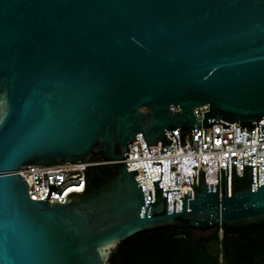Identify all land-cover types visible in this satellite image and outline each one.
I'll return each mask as SVG.
<instances>
[{
	"label": "water",
	"instance_id": "water-1",
	"mask_svg": "<svg viewBox=\"0 0 264 264\" xmlns=\"http://www.w3.org/2000/svg\"><path fill=\"white\" fill-rule=\"evenodd\" d=\"M263 118L264 0H0V264H109L113 249L144 231L264 223L253 167L233 174L228 196L227 164L223 197L193 173L194 193L180 197L181 211L174 198L173 213L168 192L180 189L166 190L165 210L157 180V199L149 190L146 202L127 164L108 176L91 169L86 192L67 203L47 200L55 176L35 200L18 172L128 157L138 133L149 154L160 141L165 153L176 128L183 137L205 127L206 142L207 127L230 129L221 120L242 132Z\"/></svg>",
	"mask_w": 264,
	"mask_h": 264
},
{
	"label": "built area",
	"instance_id": "built-area-1",
	"mask_svg": "<svg viewBox=\"0 0 264 264\" xmlns=\"http://www.w3.org/2000/svg\"><path fill=\"white\" fill-rule=\"evenodd\" d=\"M171 110L178 111L179 108L171 105ZM209 110V104H203L194 109L198 120L204 119V114ZM230 129H223V125L216 124L206 128L194 127V132L186 130L182 137L181 128L172 130L175 137L167 132L168 146L163 147L165 153H161L162 142L157 145H149L152 154L146 144L142 133H138L133 142L128 143L124 153L129 154L116 160L94 158L88 155L81 162L67 161L53 165L28 164L20 167L19 173L28 182L29 196L35 200H43L48 196L49 184L56 189L50 191L47 200L53 203V198L58 202L67 203V197L85 193L88 188L87 181L91 169L100 167H112L116 171L123 164H127L128 171L136 170L135 175L138 183L142 186L146 202H151L149 190L152 193V202L157 199L156 184L159 185V194L165 200L167 210L168 192V213H173L174 198H177V211L182 210V198L188 190L193 194V173L196 177V184L200 186L201 175L207 186H217L219 196L227 195V164H228V196L233 193V174L235 177L243 178L246 171L253 167V182L251 188L257 191L258 186L264 184V118L255 122L256 127L252 130L244 126L242 132L240 123L227 122ZM185 142L187 144L185 145ZM160 161L162 164H153ZM254 165V166H253ZM257 165L258 178H257ZM193 166H197L196 174ZM224 176V181H223ZM191 179V180H190ZM191 183V184H190ZM158 194V195H159Z\"/></svg>",
	"mask_w": 264,
	"mask_h": 264
},
{
	"label": "trees",
	"instance_id": "trees-1",
	"mask_svg": "<svg viewBox=\"0 0 264 264\" xmlns=\"http://www.w3.org/2000/svg\"><path fill=\"white\" fill-rule=\"evenodd\" d=\"M96 155L103 158L102 153ZM112 173L116 170L109 171ZM183 223L182 227L167 226L126 239L113 249L109 264H233L231 257L242 249L253 250L257 257L261 255L258 238L250 228L220 225L200 230ZM207 230L213 232L198 234Z\"/></svg>",
	"mask_w": 264,
	"mask_h": 264
},
{
	"label": "flooded vegetation",
	"instance_id": "flooded-vegetation-1",
	"mask_svg": "<svg viewBox=\"0 0 264 264\" xmlns=\"http://www.w3.org/2000/svg\"><path fill=\"white\" fill-rule=\"evenodd\" d=\"M94 158H99L96 154H92ZM114 170L112 167H104L101 169L104 175L108 176L109 171ZM253 232L254 236L258 238V249L261 250V255L259 257L255 256V252L253 250H239L236 254H234L231 259L232 263L238 264H264V223L247 227ZM247 256H249L247 258Z\"/></svg>",
	"mask_w": 264,
	"mask_h": 264
},
{
	"label": "rangeland",
	"instance_id": "rangeland-1",
	"mask_svg": "<svg viewBox=\"0 0 264 264\" xmlns=\"http://www.w3.org/2000/svg\"><path fill=\"white\" fill-rule=\"evenodd\" d=\"M212 232H213V230H207L205 232H198V234H201V235H209ZM220 234H222V230H220ZM220 258L222 259V256Z\"/></svg>",
	"mask_w": 264,
	"mask_h": 264
}]
</instances>
